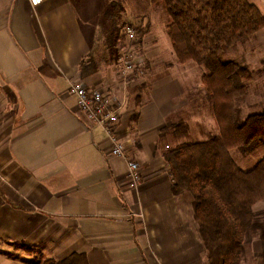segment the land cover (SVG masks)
Here are the masks:
<instances>
[{
	"label": "crops",
	"instance_id": "obj_1",
	"mask_svg": "<svg viewBox=\"0 0 264 264\" xmlns=\"http://www.w3.org/2000/svg\"><path fill=\"white\" fill-rule=\"evenodd\" d=\"M248 1L264 15L263 0ZM107 2L44 0L34 7L29 0H0V264H35L11 254L10 243L48 253L44 261L84 253L89 264H206L192 197L173 195L163 157L169 141L181 136H161L172 120L190 128L191 121L214 120L205 69L177 62L164 12L165 23L153 21L145 36L155 41L152 58L159 60L140 84V78L130 82L149 87L140 97L127 96L118 65L107 67L119 54ZM254 40L264 51V29ZM84 63L89 70L82 74ZM72 84L128 99L118 133L140 166L139 187L127 160L111 155L103 129L80 115ZM263 243L254 241L252 249Z\"/></svg>",
	"mask_w": 264,
	"mask_h": 264
},
{
	"label": "trees",
	"instance_id": "obj_2",
	"mask_svg": "<svg viewBox=\"0 0 264 264\" xmlns=\"http://www.w3.org/2000/svg\"><path fill=\"white\" fill-rule=\"evenodd\" d=\"M149 1L165 10L166 30L177 62H193L205 69L203 88L217 128L205 140L184 142L164 152L172 193L192 197L206 264H242L253 241L264 242V157L244 171L234 154L246 157L264 149V111L242 117L248 96L246 82L253 74L231 51L248 44L264 29V15L248 0ZM113 36L116 45H124L122 32L116 30ZM86 70L84 63L82 74ZM148 87H134L132 94L140 97ZM189 130L185 121H170L161 136L188 135ZM17 246L26 252L33 250L26 244L12 245ZM42 264L89 261L86 254L74 253L62 261L49 259Z\"/></svg>",
	"mask_w": 264,
	"mask_h": 264
},
{
	"label": "rangeland",
	"instance_id": "obj_3",
	"mask_svg": "<svg viewBox=\"0 0 264 264\" xmlns=\"http://www.w3.org/2000/svg\"><path fill=\"white\" fill-rule=\"evenodd\" d=\"M107 1H108L107 4L109 5H108L107 12H106V17L108 18L109 21L111 20L113 23L111 24V27H110V31L111 29L113 30L112 36H111L112 42L115 40V37L113 36L114 31L118 30L119 33L121 34L124 26L128 24L134 26L137 30L138 40L135 43V46H137L135 49H133V47L131 46L132 43L126 42V44L124 43L125 45L123 44H120V45L126 46L127 47L126 50H128V52L131 54L128 60L135 64H138V62H140L141 64L140 65L138 64V65L141 66L145 70V74L137 77V78H140L138 79V84H140V81H142L146 77L148 68L149 69L151 68L150 63L154 64L158 62L159 60L156 58H152V57L158 56L157 47H152V48L150 47L153 43H155V41H153L152 38L150 39L149 37H145V36L147 35V33L150 32V27L153 21L160 23L161 25L165 23V20H167V18H165V13H164L165 10L162 8V6L155 7V6L149 5L150 4L149 0H107ZM260 1L262 2V0ZM262 4L264 5V0ZM148 15L151 17V22L149 18L147 17ZM143 40H144V43H143ZM120 45L118 44V48H117L118 49L117 53L120 54V58H115L113 61L114 64L112 63L111 65L107 66L111 70H114V71L117 65L119 69L120 59H123V60L126 59L125 58L126 50ZM231 52H233L232 57L239 59L245 64H247L253 74V77L251 78V80H248L246 82V85L248 86V96L245 101V105H244L245 108H243V111H242L243 112L242 117L245 118L250 114L262 113L264 111V51L262 47L260 46V44H258L257 40L255 41L253 39L248 44L240 45L238 48H236L235 50ZM142 56H144V58L145 57L149 58L147 62L148 65L146 64V60L142 61ZM106 60L107 61L109 60L108 57H106ZM168 66H169L168 64H163L161 68H166ZM143 69H140V70L143 71ZM108 76H110L109 78L112 80L115 79V77L114 76L112 77L110 73L108 74ZM118 76L120 77V80H122V76L119 74ZM133 79L135 78H130V79L123 78V81H125L126 83L125 86H127V92L129 90V93H127V96L128 94H132L131 92L133 91V89H135L134 86H131V83H130ZM86 87L92 88L94 90H100V91H103V92H106V93H109L115 96L118 100L117 102L122 107H126L125 108V111H126L127 109L126 101L128 99H124L122 95L118 94L117 92L112 91L113 89L110 90L108 88L109 90L107 89L103 90L101 88H93L92 86H86ZM117 90L119 91V89ZM124 92H125V89H124ZM145 92L143 91L142 95H144ZM212 118H214V120L213 119H208L207 121L202 120L199 123L191 121L192 127L190 128V131L188 133L189 136L181 135V137H178L177 140L175 141L171 140V142L169 141V144L171 143L172 147H175L179 144V142L181 143L193 142V141L195 142L196 140L201 141V139L203 140L207 139L210 135H213L217 132L215 117L213 116ZM173 121L175 120H172V122ZM176 122H179V121H176ZM207 134H210V135L207 136ZM234 156H235L234 158L237 164L239 165V167L243 169L244 171H247L248 169L255 167V165L264 157V149L260 148L255 153L249 156H246V157H242L239 154L237 155L234 154ZM261 207L262 206H260V208ZM254 241H259V240H254ZM263 244L262 246H264ZM10 245L12 246L13 244L10 243ZM15 245H19V244L15 243ZM11 246H9V248L7 249L9 252H11V254L19 253V255L20 254H24V256L27 255L31 258L32 261H34L35 264L38 262L44 261V259H46L48 256V253H45V256H44L41 250L39 251L38 249H35L32 247H31L33 249L32 252H26L21 246H17L14 248ZM2 247L3 245H1L0 243V249ZM262 250L264 251L262 247L253 250L252 245H251V247L248 249V253L244 260V263L242 262V264H264V252ZM261 252H263V255L261 254Z\"/></svg>",
	"mask_w": 264,
	"mask_h": 264
},
{
	"label": "built area",
	"instance_id": "obj_4",
	"mask_svg": "<svg viewBox=\"0 0 264 264\" xmlns=\"http://www.w3.org/2000/svg\"><path fill=\"white\" fill-rule=\"evenodd\" d=\"M43 1L39 0V3H34L33 0H29L34 7L41 5ZM122 35L124 36V43H132L133 45L131 46H134L133 49H135V43L138 40L136 28L128 24L123 28ZM124 49L126 50L127 48ZM130 55V53H126V59H120L118 74L122 76V79L137 78L145 74V70L141 66L128 60ZM140 69H143V71ZM69 94L76 99L80 115L90 124L103 129L111 143V155L127 160L128 176L133 186L135 188L139 187L141 184L140 166L136 161L129 158L126 146L121 142L118 133V126L121 116L125 112V107H122L117 102L118 100L115 96L88 88L82 84H72L69 88Z\"/></svg>",
	"mask_w": 264,
	"mask_h": 264
},
{
	"label": "snow or ice",
	"instance_id": "obj_5",
	"mask_svg": "<svg viewBox=\"0 0 264 264\" xmlns=\"http://www.w3.org/2000/svg\"><path fill=\"white\" fill-rule=\"evenodd\" d=\"M34 3H39V0H33Z\"/></svg>",
	"mask_w": 264,
	"mask_h": 264
}]
</instances>
